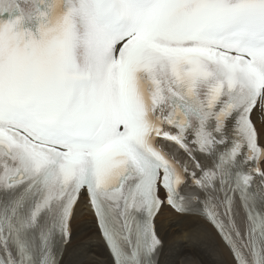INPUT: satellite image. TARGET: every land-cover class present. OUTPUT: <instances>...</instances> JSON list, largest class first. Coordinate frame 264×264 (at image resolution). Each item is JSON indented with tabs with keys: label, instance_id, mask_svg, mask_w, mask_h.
<instances>
[{
	"label": "snow or ice",
	"instance_id": "1",
	"mask_svg": "<svg viewBox=\"0 0 264 264\" xmlns=\"http://www.w3.org/2000/svg\"><path fill=\"white\" fill-rule=\"evenodd\" d=\"M162 264L164 209L264 264V0H0V264Z\"/></svg>",
	"mask_w": 264,
	"mask_h": 264
},
{
	"label": "bare ground",
	"instance_id": "2",
	"mask_svg": "<svg viewBox=\"0 0 264 264\" xmlns=\"http://www.w3.org/2000/svg\"><path fill=\"white\" fill-rule=\"evenodd\" d=\"M157 229L165 242L162 264H231L228 249L202 220L180 217L164 209L157 218ZM65 264H109L95 220L83 205L77 208L72 221Z\"/></svg>",
	"mask_w": 264,
	"mask_h": 264
}]
</instances>
